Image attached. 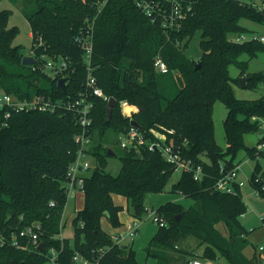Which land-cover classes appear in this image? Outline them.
Returning <instances> with one entry per match:
<instances>
[{"label": "trees", "instance_id": "16d2710c", "mask_svg": "<svg viewBox=\"0 0 264 264\" xmlns=\"http://www.w3.org/2000/svg\"><path fill=\"white\" fill-rule=\"evenodd\" d=\"M11 1L20 4L30 23V49L37 42L38 53L68 56L75 71L68 76L64 90L58 85L59 77L24 65L22 47L14 44L19 28L9 26V11L2 10L0 90L20 98L44 94L52 99H75L84 89L87 71L74 37L85 26L86 18L97 12V0ZM255 1L193 0L182 26L169 30L149 19L134 0L107 1L95 22L93 64L100 86L117 99V104L109 119L108 101L93 97L90 152L95 167L85 178V202L73 217L72 240L62 238L60 233L68 201V168L78 150L75 135L81 130L75 113L65 109L20 111L6 118V110L0 108V264H46L52 248L57 252L56 264H82V260L140 264L132 243H115L102 227V219L107 217L115 228L122 225L120 212L124 207L114 201V194L126 197L133 214L139 217L145 210L147 194L163 191L174 167L159 147L151 149L143 143L122 147L120 171L112 174L107 170L109 148L116 152L113 144L120 145V134L130 129L133 120L149 141L153 129L162 131L166 141H172L183 156L201 163L209 172L201 181L189 172L180 174L171 192L182 194L192 203L186 208L168 201L157 207L156 212L167 218V224L159 227L149 241L147 257L157 264H190L194 258L259 264L244 254L251 230L241 220L247 210L241 189L214 192L221 163L230 169L237 164L241 151L256 158L258 144L264 139L260 136L254 145L245 141L246 134L261 127L264 94L256 99L239 98L234 90L239 77L230 74V66L235 65L240 76H249L246 88L264 83V71H247L250 59L264 50V42L236 40L241 34L254 33L242 20L264 25V11L254 5ZM197 33L201 52L190 57L186 49ZM244 54L247 60L241 58ZM158 55L167 63L168 72L156 71ZM122 100L139 107L132 120L122 113ZM216 101L228 108L223 122L225 148L215 136ZM110 133L117 137L113 144L107 141ZM251 183L264 195V163L259 160ZM135 205L140 208L139 214ZM35 222L42 226L37 245L19 235L21 229ZM220 223L227 235L218 228ZM14 237L19 246L13 244ZM190 239L197 241L196 247L190 245ZM201 247L203 251L198 253L196 249Z\"/></svg>", "mask_w": 264, "mask_h": 264}, {"label": "built area", "instance_id": "2783aa9c", "mask_svg": "<svg viewBox=\"0 0 264 264\" xmlns=\"http://www.w3.org/2000/svg\"><path fill=\"white\" fill-rule=\"evenodd\" d=\"M108 0H97V12L86 18L85 26L76 33L74 42L82 49V59L86 67V78L84 81V89L73 100L52 99L44 94H37L32 98H20L19 96L0 90V108L6 110L5 117L8 118L13 112L20 111H44L55 112L59 109L73 111L76 115V120L80 124L81 130L75 135V141L78 144L77 154L74 160L71 161L68 168V179L66 181V193L69 198L72 191L80 190L83 192L85 178L90 174L95 167L90 162L89 157L92 156L90 152V145L92 143L91 127L93 123L92 112L94 109L93 97H102L108 101V96L98 82V77L95 74V66L93 64L94 53V35L95 22L100 14L102 8ZM193 0H134L136 6L153 22L166 30L179 29L182 26L184 19L187 17L192 8ZM254 3L260 10L264 11V3ZM249 39H256L264 42V35L259 33H244L236 38L238 41H245ZM37 42H34L33 48L30 49L29 55L35 58V64H32V69H37V64L40 62L42 71L50 74L53 77L69 76L75 71L73 60L68 56H51L46 53H38L36 49ZM36 65V66H35ZM155 69L157 72H168V65L161 56L155 58ZM121 111L123 115L128 116L132 120L134 112L139 110L137 105L131 104L126 100L120 101ZM126 106H131L129 111H126ZM6 123V122H4ZM261 127H264V120ZM154 130V129H153ZM152 130V131H153ZM172 131V130H171ZM264 137V133L261 134ZM121 147H130L147 143L151 149L159 147L163 157L174 167V172L178 171L189 172L193 175L195 180H203L209 176V172L204 170L201 163L194 161L182 155L181 150L174 146L173 142L166 141V134L162 132V138L156 141H149L139 127L131 124L130 129L126 133L119 136ZM264 158V139L258 144L256 158ZM240 163L235 164L230 169H225V165L221 163V175L215 180L214 189L222 192H235L238 188L241 189L244 181L239 179ZM54 205V202H51ZM151 220L157 223L158 227H163L167 224L166 220L156 212V209L151 214ZM138 217H134L131 221L126 223L120 230L111 235L115 243L122 244L126 240L133 241L140 231L141 222ZM42 231L41 223L35 222L27 225L20 230L19 235L27 238L28 243L34 245L38 244L39 235ZM14 237L13 244L19 246V242ZM0 243H3V238L0 235ZM256 253L264 259V241L257 244ZM57 252L50 249V259L52 263L56 264ZM78 259V256L75 257ZM87 262V260H86ZM190 264H204L199 258H194ZM215 264H220L216 262Z\"/></svg>", "mask_w": 264, "mask_h": 264}, {"label": "rangeland", "instance_id": "374dc122", "mask_svg": "<svg viewBox=\"0 0 264 264\" xmlns=\"http://www.w3.org/2000/svg\"><path fill=\"white\" fill-rule=\"evenodd\" d=\"M257 2H261V1L257 0ZM2 10L9 11V26H17L19 28V33L15 37L14 44L20 45L22 47V52L24 53V55H29L32 44L31 26L27 17L21 11L20 4L13 3L11 0H0V11ZM241 23L243 25L248 26L251 29H254L255 31L264 33V25H259L249 20H242ZM199 43H200V34L197 33L190 42L188 48L186 49V53L190 57L199 56L201 52ZM241 58L247 60L248 56L244 54L242 55ZM41 68L42 65L40 64V62H38L37 69H41ZM247 71L249 73H257L260 71H264V50H261L256 56L250 59L249 64L247 66ZM230 74L234 78L240 77L239 75L240 70L235 65H231ZM234 90L239 98L256 99L264 94V83L259 84L254 89L242 87L240 83L239 84L234 83ZM227 112H228V108L224 105V103H222L221 101H216L214 103L215 136L219 145H221L224 148L227 146V140L225 136L223 122L225 120V117L227 116ZM260 120L262 124L264 118H261ZM260 136L261 134H259L258 132L246 134L245 135L246 144L247 145L256 144ZM116 138L117 137L115 134L110 133L108 135L107 141L109 144H113ZM152 138L153 139H151V141H156L159 138H162V131L154 129L152 132ZM113 146L116 149L117 155L109 156L107 170L112 174H117L122 167V161L120 158L122 147L120 145H114V144ZM204 158L207 160L206 157ZM89 159L90 162L94 165L95 158L93 156H90ZM257 160H259L262 164L264 163L262 158H250L249 156L246 155L245 151H241L238 155V161H237V163H240L239 179L244 181V185L241 188V192L244 201L247 205V210L242 215L241 220L242 223L248 229H254V230L259 229L261 224H263V218H264V195H262L259 190L255 189L251 183L252 171ZM179 176L180 173L178 171H175L174 174L169 179V181L167 182V184L165 185L163 191L159 193L151 192L147 194L145 199V210L141 213L139 217L133 214V206L131 203L128 202L126 197L118 194L114 195V201L117 204L122 205L124 207V209L120 212L121 219L126 223L131 221L134 217H138L139 218L138 220L141 222L140 231L137 234V236L134 238V240L133 241L126 240L123 243V244L132 243L133 248L135 249L137 254V259L140 262V264H157L154 258L147 257L146 254V248L148 246V243L159 228L157 223L151 220L150 216L152 212L155 209H157L158 206L168 201L182 203L186 208H188L191 205L190 200H188V198L186 199L183 195L171 192L172 185L179 179ZM84 202H85V196L82 191L80 190L72 191L71 195L68 198L67 204L64 207V211L62 213V222L63 225L65 224L62 229V232L60 233V236L62 238H69L70 240H72L74 234V227L72 220L76 214V211L84 206ZM161 216L167 222V218L163 215ZM102 227L109 234H114L115 232L118 231L117 229H115V227L111 225L107 217H104L102 219ZM218 228L225 235H227L228 232L223 226V224L221 223L218 224ZM118 229L120 230L121 227ZM259 235H261V232L256 231L255 236H259ZM189 243L192 247L197 246V241L195 239H190ZM196 251L198 253H202L203 248L202 247L197 248ZM215 263L216 261H208V260L205 262V264H215ZM219 263L229 264L225 258H220ZM46 264H54V263L48 261ZM82 264H93V263H89L88 261L86 262V260H82Z\"/></svg>", "mask_w": 264, "mask_h": 264}, {"label": "water", "instance_id": "95a60500", "mask_svg": "<svg viewBox=\"0 0 264 264\" xmlns=\"http://www.w3.org/2000/svg\"><path fill=\"white\" fill-rule=\"evenodd\" d=\"M22 63L24 65H31V64L35 63V58L33 56H31V55H24L23 59H22ZM199 66H200V63H198L196 65V68H198ZM248 80H249V76H247V75H242V76L239 77V82H240L242 87H246L247 86V81ZM67 81H68V77L67 76L61 77V78L58 79V85L62 89L66 90ZM116 104H117V99L115 97H113V96L110 97V99L107 102V114H108V118L109 119L111 118L113 109L116 106ZM131 123H132V125L139 127V123L137 121L133 120ZM258 133L259 134H263L264 133V128L260 127L259 130H258ZM108 154L113 156V155H116V152L112 148H109ZM214 192L218 193L219 191L218 190H214ZM135 211H136L137 214L140 213V208H139L138 205H135Z\"/></svg>", "mask_w": 264, "mask_h": 264}, {"label": "crops", "instance_id": "0c3cea01", "mask_svg": "<svg viewBox=\"0 0 264 264\" xmlns=\"http://www.w3.org/2000/svg\"><path fill=\"white\" fill-rule=\"evenodd\" d=\"M246 26V25H245ZM248 27V26H247ZM251 29V28H250ZM251 30H253V32H255V33H259V34H263L264 35V33H260V32H258V31H255L254 29H251ZM254 145V144H253ZM179 194V193H178ZM115 195V194H114ZM114 195H113V198H114ZM180 195H182V194H180ZM185 197V196H184ZM186 198V197H185ZM187 199V198H186ZM188 200H190V199H188ZM192 203V201L190 200V204ZM182 204V203H181ZM132 216H133V214H132ZM120 219H121V217H120ZM121 221H122V226H120L121 228L126 224V223H128V222H126L125 223V221H123L122 219H121ZM120 227H118V228H120ZM118 228H115V229H117V230H119ZM247 228V227H246ZM248 229V228H247ZM248 230H251V232L249 233V235H248V239H249V244H248V246L244 249V254L248 257V258H255L258 262H259V264H264V259H261L258 255H257V253H256V246H257V244H259V243H261V242H263L264 241V218H263V224H261V226L259 227V229H257V230H254V229H248ZM256 231H260L261 232V235H259V236H255V233H256ZM112 235V234H111ZM207 261V260H206ZM205 261V262H206ZM208 261H210V260H208ZM205 262H204V264H205Z\"/></svg>", "mask_w": 264, "mask_h": 264}, {"label": "bare ground", "instance_id": "6f19581e", "mask_svg": "<svg viewBox=\"0 0 264 264\" xmlns=\"http://www.w3.org/2000/svg\"><path fill=\"white\" fill-rule=\"evenodd\" d=\"M126 111H129L131 109V106H126Z\"/></svg>", "mask_w": 264, "mask_h": 264}]
</instances>
